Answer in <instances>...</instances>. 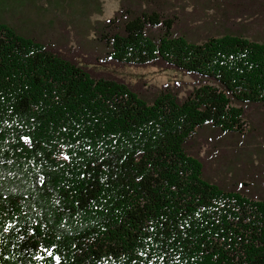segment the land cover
Here are the masks:
<instances>
[{
    "label": "trees",
    "instance_id": "trees-1",
    "mask_svg": "<svg viewBox=\"0 0 264 264\" xmlns=\"http://www.w3.org/2000/svg\"><path fill=\"white\" fill-rule=\"evenodd\" d=\"M101 2L0 0V264H264L263 168L201 154L206 131L244 139L248 118L264 137V40L239 22L264 0H237L233 25L214 9L203 36L189 0H119L92 20Z\"/></svg>",
    "mask_w": 264,
    "mask_h": 264
},
{
    "label": "rangeland",
    "instance_id": "rangeland-1",
    "mask_svg": "<svg viewBox=\"0 0 264 264\" xmlns=\"http://www.w3.org/2000/svg\"><path fill=\"white\" fill-rule=\"evenodd\" d=\"M262 0H258L260 3ZM237 0H201L195 2V0H189L188 9H202L200 16L195 17L194 26H198L196 31L199 35L203 36L205 33H210L215 31V26L212 24V13L214 9H218L219 13L214 16V18H219L221 20V10H226L230 18L227 22H223L222 25H233L236 24V14L237 10L234 8ZM264 6V2L262 4ZM119 7V0H102L101 2V13L91 15V19H106L112 16L115 10ZM260 12L255 9H247V13L244 14L243 18L239 21L245 27V31L248 32L250 38H255L258 40H264V17H259ZM239 20V19H237ZM82 61V59L80 58ZM95 70L108 72L116 77L123 79L124 81L132 84H144L145 86H156L160 87L163 84L176 85L184 94L186 89L191 88L192 78L181 71L174 69H164L158 66H144V67H135V66H116V65H95L93 66ZM244 128L246 129V137L237 138L233 136H221L213 134L210 131H206V137H210L212 144L206 145L203 147L201 154L204 155L206 163L210 157H207V152L218 153L223 151L225 155H228L224 158V161L227 159L231 162L230 165H234L236 168H243L242 161L247 165L249 162L253 165H259V168L264 170V137L259 135L255 138L247 137V130L251 128L250 119H246ZM216 135V136H213ZM248 156V157H247ZM255 165V166H256ZM209 173L213 175L214 178H221L223 175L228 176L230 172L226 169L229 166L225 164H217L216 159L211 164H207ZM225 168V170H223ZM219 177H215V175ZM226 181H230L229 179Z\"/></svg>",
    "mask_w": 264,
    "mask_h": 264
},
{
    "label": "snow or ice",
    "instance_id": "snow-or-ice-1",
    "mask_svg": "<svg viewBox=\"0 0 264 264\" xmlns=\"http://www.w3.org/2000/svg\"><path fill=\"white\" fill-rule=\"evenodd\" d=\"M65 158H67V157H65Z\"/></svg>",
    "mask_w": 264,
    "mask_h": 264
}]
</instances>
